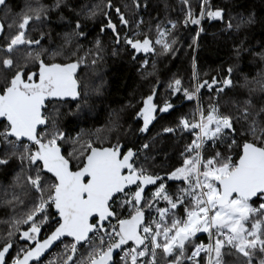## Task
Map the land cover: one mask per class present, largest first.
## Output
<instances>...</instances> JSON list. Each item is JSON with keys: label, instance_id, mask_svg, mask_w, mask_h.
<instances>
[{"label": "snow or ice", "instance_id": "1", "mask_svg": "<svg viewBox=\"0 0 264 264\" xmlns=\"http://www.w3.org/2000/svg\"><path fill=\"white\" fill-rule=\"evenodd\" d=\"M181 2L185 26H199L205 17L225 20L224 10L213 9L209 0H199L198 15L189 0ZM62 4L64 0H56L52 9L29 5L18 21L7 25L8 32L0 23V38L4 41L0 44V144L5 146L0 166H7L15 157L21 169L15 183L19 185L23 174L26 195L31 197V207L13 221L17 225V241L14 244L13 232L9 230V238L0 245V264H43L41 258L57 241L63 244L64 237L71 241L64 245L63 264H229L230 256L243 257L241 264H264V103L256 108L251 99L255 89H249L248 98L233 101L234 113H226L218 102L205 109L198 93L201 88L212 91L213 85L220 84L222 87L215 88L213 97L218 101L225 88L235 87L231 78L233 66L226 69L227 75L222 79L213 76L210 83L197 80L192 90L174 78L168 84L169 94L197 101L191 118L181 116L175 127L162 129L173 135L188 132L193 137L180 152L178 166L161 175L139 163L137 151H122L119 142L107 147H95L89 142L82 153L83 160L74 170V154L65 156L59 143L65 141V133L56 127L58 120L46 113L49 105L55 110L60 101L67 103L65 98L77 101L76 108L80 109L82 93L76 73L83 61L49 63L43 57L61 55L62 47L49 53L39 47L40 39L29 35L30 22L48 19V12ZM133 5L141 7L139 0H133ZM0 6H4L7 15L6 0H0ZM106 6L111 7V0ZM116 12L120 24L128 27L129 20L119 8ZM95 15L93 8L89 16ZM140 23L142 20L137 21ZM177 23L169 20L171 27L158 23L154 40L146 34L143 39L135 38L139 33L133 37L125 34L123 43L134 53H155L159 45L161 55L174 54L177 41L168 37ZM251 23V15L241 17L235 27ZM105 27L112 30L115 43L119 44L120 32L110 18L101 31ZM226 28H233L231 20ZM75 29H81L79 21ZM203 31L202 27L197 28L194 43ZM75 35L84 36V32L76 31ZM68 43L70 37L65 40ZM96 43L99 47V40ZM33 45L37 47L33 49ZM241 50V46L235 49L237 57ZM258 55L264 60V51ZM29 63L35 70L28 67ZM146 64L147 60L141 61V67ZM195 67L193 62L194 80ZM248 83L245 77L241 87ZM259 90L264 93V82H260ZM156 95L154 87L136 113L143 121L139 129L142 133L149 131L158 116L164 118L160 114L174 108L168 99L162 105L154 103ZM237 124L241 125L239 129ZM238 135L244 137L242 143L236 140ZM209 141L212 147L223 144L227 150L210 154ZM233 146L239 149L238 159H233ZM153 147L147 142L141 145L139 151L145 162L152 158L149 153ZM169 182L175 183L174 192L169 191ZM13 198L23 203L18 196ZM50 209L55 210L54 216ZM21 224L28 225L26 230L20 229ZM45 224L48 230L40 239ZM198 234H206L207 242L200 241ZM14 248L16 255L12 256L10 250ZM80 249H85L86 255L74 259ZM48 264L54 261L50 259Z\"/></svg>", "mask_w": 264, "mask_h": 264}, {"label": "trees", "instance_id": "2", "mask_svg": "<svg viewBox=\"0 0 264 264\" xmlns=\"http://www.w3.org/2000/svg\"><path fill=\"white\" fill-rule=\"evenodd\" d=\"M56 0H6L8 12L5 14L4 6L0 10V21L5 25V32H8L7 25L18 21L20 15L27 10L29 5L35 7L43 5L52 9ZM192 8L199 13V0H189ZM109 0H64V4L59 9L51 11L62 13V21L54 23L43 21H32L30 31L37 29L40 34L45 31V37L39 47L47 50H55L62 47V54L49 59L59 60V62L76 61L82 59L79 65L78 81L82 93L79 101L81 107L76 108V102L71 104H57L49 107L48 115H52L58 120L56 127L65 133V141H60L63 154L73 153L72 168L75 170L83 160L86 145L91 142L95 147H107L119 142L123 146V151L132 148L139 155V163L145 164L150 171L163 175L173 167L181 163L180 152L185 144L190 143L193 137L188 133H164V126H172L178 122L181 116L188 115L196 107L197 101H188L182 98L181 94L170 95L168 84L174 78L182 81L183 87L192 90L197 80L200 83L207 80L211 82L213 76L222 79L227 75L226 69L233 66L232 80L234 88H225L219 100L216 96L215 88L222 85H213L210 91L207 87L201 88L198 96L201 105L207 109L210 103H219L220 110L226 113H234L233 101L240 102L249 97L258 109L264 103V93L260 92V82H264V60L258 55L264 51V0H209L213 9L219 7L224 10L225 20H210L205 17L201 25L183 24L184 5L181 0H139L140 8H135L133 0H111V7H107ZM147 7H144V5ZM127 6V7H126ZM96 9L94 17L89 16L90 10ZM129 20L128 27H124L119 22L116 9ZM107 13V16L105 15ZM254 18V23L242 25L239 29L235 27L241 17L249 16ZM116 25L121 35V42L115 43V36L111 29L107 27L101 31V27L107 24L108 19ZM142 23L137 24V21ZM177 21V28L172 35L177 43L173 45L175 53L160 54V46L156 45L155 53H134L130 46L123 43V36L126 34L135 38L143 39L146 34L154 40L158 23H163L168 27V21ZM231 20L233 28H226L227 22ZM73 21H79L84 36L75 35ZM202 27L203 32L193 42L197 28ZM15 30V29H13ZM29 31V33H30ZM44 31V32H42ZM70 37V43L65 44V40ZM99 40V47L97 46ZM4 41L1 38L0 44ZM237 46H241L239 57L235 53ZM35 49L37 46H32ZM115 50V54H114ZM256 53L257 55H254ZM136 59L133 60L132 56ZM96 60L93 64L92 61ZM147 60V64L141 67V61ZM193 62H195V72L197 79H193ZM31 63L28 64V67ZM247 77V87L244 78ZM156 88L157 95L154 103L163 104L168 99L174 104V108L169 113H162L164 118L153 121L149 125V131L140 132L139 129L143 121L136 116L137 111L142 107V100L148 96L153 88ZM86 92V95L84 93ZM58 110V111H57ZM237 129L241 127L236 125ZM3 123L0 124V130ZM244 137L236 136V140L243 142ZM154 145L149 155L152 157L147 162L144 155L140 153L141 145L144 143ZM207 152L214 154L216 151L225 152L226 145L212 147L208 142ZM4 145L0 144V154L3 153ZM234 147L233 159H238L236 155L239 149ZM148 151V150H145ZM21 173L19 161L13 157L7 166H0V245L7 240L8 232L11 230V239L14 244L18 239L15 229L17 225L13 223L19 219L28 208L31 207V197L26 195L27 186L23 180V174L19 185L15 183L17 174ZM169 191H175V183L169 182ZM151 188V186H149ZM7 192V195H5ZM18 196V202L13 196ZM5 201H11L6 203ZM50 212L54 216L53 210ZM126 215V213H125ZM20 229L26 230L28 225H19ZM48 230V225L42 227L38 238L43 239ZM201 239H205L206 234H198ZM67 242V241H65ZM19 241V244H24ZM12 256L16 255L15 248L11 251ZM85 249H80L76 253L78 258L85 255ZM63 261L66 253L62 255ZM74 258V259H75ZM243 257H228L229 264H241ZM259 259V255L256 257ZM45 264V263H43Z\"/></svg>", "mask_w": 264, "mask_h": 264}, {"label": "flooded vegetation", "instance_id": "3", "mask_svg": "<svg viewBox=\"0 0 264 264\" xmlns=\"http://www.w3.org/2000/svg\"><path fill=\"white\" fill-rule=\"evenodd\" d=\"M55 20H58L59 21V24H61V21H62V13L61 12H59V13H57V11L56 12H53V11H49L48 12V19H46L45 20V23L46 22H52V23H54V21ZM76 22L77 21H73V24H74V29H75V24H76ZM31 23V22H30ZM76 30V29H75ZM81 29H79V30H76V31H80ZM42 32H44V31H42ZM29 35L33 38V39H40V41H42L45 37H48V34L46 33V31L43 33V34H40V31L39 30H37V29H33V30H31L30 31V33H29ZM34 46V45H33ZM49 51V53H51V50H48ZM50 58V55H45L44 57H43V59H45L46 61H48L49 63H51V62H59V60H52V59H49ZM68 62H74V61H68ZM68 62H59V63H68ZM30 68H33L34 70H35V66H33L32 64H30V66H29ZM78 75H79V67H78V69H77V73H76V77H77V79H78ZM78 83H79V81H78ZM80 85V84H79ZM80 90V89H79ZM65 100L67 101V103H65L64 101H60L58 104H71V103H74V102H76V101H73V100H71V98H65ZM51 105H49L48 106V110H49V107H50ZM47 110V115H48V111Z\"/></svg>", "mask_w": 264, "mask_h": 264}, {"label": "built area", "instance_id": "4", "mask_svg": "<svg viewBox=\"0 0 264 264\" xmlns=\"http://www.w3.org/2000/svg\"><path fill=\"white\" fill-rule=\"evenodd\" d=\"M200 241H203V242L206 243L207 242V235H205V239H201ZM69 242L70 241H67V242L64 241L63 244L59 243L58 245H56V247L52 251L47 253V255L44 257L42 262L45 263V264H48V261L51 259L52 261H54V264L57 263L58 255L65 254L64 245L68 244ZM117 259H118V257H117Z\"/></svg>", "mask_w": 264, "mask_h": 264}, {"label": "water", "instance_id": "5", "mask_svg": "<svg viewBox=\"0 0 264 264\" xmlns=\"http://www.w3.org/2000/svg\"><path fill=\"white\" fill-rule=\"evenodd\" d=\"M2 7L3 6H0V10L2 9ZM0 23H1V21H0ZM0 40H1V38H0ZM2 122H0V124H1ZM62 148V147H61ZM123 147H122V151H123ZM128 150V149H127ZM127 150H125V152L127 151ZM135 151V150H134ZM62 152H63V149H62ZM53 210V213H54V215H55V210L54 209H52ZM62 240L63 241H71V238L70 237H64V238H62ZM59 243H61L60 241H57L54 245H53V247L52 248H50L46 253H45V255H44V257L47 255V253H49L50 251H52L55 247H56V245H58ZM10 251H12V250H10ZM44 257H42L41 259L43 260L44 259ZM75 258V257H74ZM30 264H35V262H30Z\"/></svg>", "mask_w": 264, "mask_h": 264}, {"label": "rangeland", "instance_id": "6", "mask_svg": "<svg viewBox=\"0 0 264 264\" xmlns=\"http://www.w3.org/2000/svg\"><path fill=\"white\" fill-rule=\"evenodd\" d=\"M52 116V115H51ZM86 255V254H85ZM55 264H63V256H59L58 258H57V263H55Z\"/></svg>", "mask_w": 264, "mask_h": 264}]
</instances>
